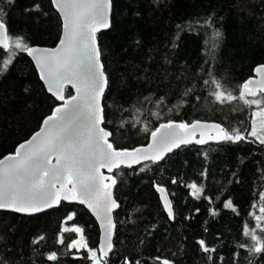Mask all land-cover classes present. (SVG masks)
Instances as JSON below:
<instances>
[{
    "label": "trees",
    "instance_id": "16d2710c",
    "mask_svg": "<svg viewBox=\"0 0 264 264\" xmlns=\"http://www.w3.org/2000/svg\"><path fill=\"white\" fill-rule=\"evenodd\" d=\"M0 8L11 35L29 45L56 44L60 19L50 0H0ZM110 21L97 33V44L107 78L102 125L114 148L146 144L157 125L169 120L214 121L240 129L245 139L189 144L159 162L114 170L118 207L107 264H264V253L238 247L252 243L243 228H254L252 214L261 215L264 145L248 135L251 107L238 100L220 104L210 95L215 77L238 96L253 68L264 63V0H112ZM215 30L221 37L213 38ZM4 58L0 49V62ZM56 105L26 53L17 52L0 72V158ZM193 183L203 186L200 198L188 187ZM157 185L166 189L174 218L165 212ZM228 200L236 211L223 207ZM74 227L96 250L97 224L80 204L60 203L32 215L0 211V264H91L86 249L67 247L79 233L64 232L58 242L63 228ZM200 240L215 251H202ZM52 252L55 261L47 258Z\"/></svg>",
    "mask_w": 264,
    "mask_h": 264
},
{
    "label": "snow or ice",
    "instance_id": "6c2138e0",
    "mask_svg": "<svg viewBox=\"0 0 264 264\" xmlns=\"http://www.w3.org/2000/svg\"><path fill=\"white\" fill-rule=\"evenodd\" d=\"M52 4L63 19V35L58 46L52 49L32 47L23 36L11 35L3 9L0 8V49L5 51V58L0 62V72L7 69L17 52H26L35 61L48 91L62 101L44 120L39 132L20 144L14 154L0 159V210L34 214L59 205L61 200L79 201L87 205L100 220L103 229L100 257L97 256V250L88 247L80 227L63 228L58 242L63 243L64 232L79 233V239L72 240L67 247L77 250L84 248L93 264H107L106 258L113 247L112 235L115 228L111 213L118 205L111 191L116 180L105 176L101 169L112 172L121 165L132 167L142 161L157 162L174 149L193 142H239L245 136L238 128L229 130L219 124H203L200 121L188 124L169 120L152 131V143L147 148L116 150L108 139L111 133L101 127L104 123L101 98L107 86V78L100 62L101 53L97 44V33L111 26L112 0H52ZM35 9L39 10V5ZM206 23L210 24L211 21ZM221 35L219 30L213 32L214 39ZM255 72L258 78L246 80L240 86L238 96L213 77L211 83L214 91L210 95L214 97V102L220 104L238 100L248 107L255 105L258 110L254 116L259 118V124L254 119L248 135L264 145V65H259ZM208 83L209 81H205V84ZM69 84L75 89V95L66 98L65 86ZM208 129L215 130L216 134L209 132L205 139V130ZM197 132L199 139L196 138ZM147 167L145 164L141 171ZM108 180L111 183L105 182ZM173 183L176 181L173 180ZM188 187L193 190L192 195L196 198H200L204 191L202 185L198 187L195 183ZM157 190L162 194L161 199L168 216L174 218L166 189L157 185ZM260 201L261 215L252 214L256 220L255 227L250 229L245 224L243 228V235L252 243L238 245L239 248L247 247L250 254L264 253V193H260ZM223 207L236 211L231 200L226 201ZM217 214L215 211L211 212L213 216ZM72 218L69 216L68 220ZM43 239L40 236L34 243ZM198 243L206 253L215 251L204 240ZM47 258L55 261L57 254L52 252ZM163 264L170 262L164 260Z\"/></svg>",
    "mask_w": 264,
    "mask_h": 264
},
{
    "label": "water",
    "instance_id": "95a60500",
    "mask_svg": "<svg viewBox=\"0 0 264 264\" xmlns=\"http://www.w3.org/2000/svg\"><path fill=\"white\" fill-rule=\"evenodd\" d=\"M50 2H51V5H52L53 9H54L55 12L58 14L59 19H60V35H59V38H58L56 44H55L54 46H52V47L39 46V45H30V46H32V47H38V48H42V49H44V48H47V49L56 48V47L58 46V44H59V41H60L62 35H63V19H62L61 15H60L59 11H58V10L54 7V5L52 4V0H50ZM110 15H111V13H110ZM107 29H108V28H107ZM105 30H106V29H102L100 32L105 31ZM98 33H99V32H98ZM25 53H26V52H25ZM26 56H27V57L29 58V60L31 61V63H32V65H33V67H34V69H35V71H36V74H37V76H38V79H39L40 82L42 83V85H43L45 91L57 101V105L51 110V112H50L47 116H45V117L41 120V122H40V124H39V127H38V129H37L36 131H34V132H33V133H32L27 139H25V140H23L22 142H20L19 144H17L16 147L14 148L13 152L8 153V154L2 156L0 159H3L4 157H6V156H8V155H10V154H14L16 148H17L20 144L25 143L26 141H28L29 139H31L32 136L35 135V133L39 132L40 129L43 127V122H44V120H45L48 116H50V115L52 114L53 110H54L56 107H58L60 104H62V101L58 100V99L56 98V96L53 95V93H51V92L48 91V88H47L46 83L44 82V80H42V79L40 78L39 70H38V68H37V66H36V63H35V61L33 60V58H32L31 56H29L27 53H26ZM100 62H101V61H100ZM259 65H264V63L256 65V66L253 68L252 75H251L250 77L246 78V79L242 82V84H243L246 80H248V79H250V78H258V75H257V73L255 72V69H256ZM242 84H241V85H242ZM65 88H69V89L71 90V95H75V89H74L70 84H69V85H66ZM105 88H106V87H105ZM104 91H105V90H104ZM67 97H68V96H67ZM67 97H66V98H67ZM101 102H102V98H101ZM101 105H102V104H101ZM172 121H173V120H172ZM195 121H200V122L203 123V124H219V123L214 122V121H203V120H195ZM167 122H168V121H167ZM167 122H161V123H167ZM175 122H176V123H180L179 121H175ZM192 122H194V121H192ZM192 122H191V123H192ZM161 123H160V124H161ZM191 123H188V124H191ZM160 124H158L156 128H158ZM219 125H220V124H219ZM221 126H222V125H221ZM101 127H103V125H101ZM103 128H104V127H103ZM105 130L108 131L106 128H105ZM154 131H155V130H154ZM108 132H109V131H108ZM205 132H206L205 139H207V133H209V132H210L212 135H215V134H216V133H215V130H211V129L205 130ZM109 138H110V136H109ZM109 138H108V139H109ZM196 138H197V139L200 138V136H199V132H197ZM109 142L111 143L110 140H109ZM217 142H220V141H216V140H209V141H208V143H217ZM151 143H152V137H151V134H150V135H149L148 142H147L146 144H144V145L136 146V147H133V148H115V149L118 150V151L125 150V149H126V150H129V151H132L133 149H136V148H147L148 145L151 144ZM208 143H206V144H208ZM192 144H195V145H197V146H203V145H205V144H196V143H194V142H193ZM174 150H175V149H174ZM170 153H171V152H170ZM167 154H169V153H167ZM167 154H166V155H167ZM166 155H165V156H166ZM165 156H164V157H165ZM160 161H161V160H160ZM145 162H151V161H142L140 164H133L132 167H136V166L141 165V164H143V163H145ZM157 162H159V161H157ZM53 163H55V158H53ZM121 166H126V165H121ZM121 166H120V167H121ZM116 169H118V168H114V169L112 170V172H113L114 170H116ZM101 172H103V174H104L105 176H110V177H112L113 179H115L114 176H113V174H112V172H109L107 169H101ZM105 182H106V183H111V180H108V181H105ZM113 187H114V185L112 186V189H111V191H112V197H113ZM156 191H157V193H158V196H159L160 202H161V204H162V206H163L165 212L167 213V210H166L165 207H164V201L161 199V195H162V194L157 190V187H156ZM167 198H168V196H167ZM113 199H114V197H113ZM114 200H115V199H114ZM60 203H65V204H80V205H82V206H83V207L89 212V214L93 217V219L95 220V222H96V224H97L98 231H99V238H98V243H97L96 250H97L98 256L100 257V255H101V253H100V251H99V249H100V243H101L102 236H103V234H104V233H103V229H102V227H101V222H100V220L97 219L96 215L91 211V209H89V208L87 207V205L82 204V203H80L79 201H65V200H61ZM116 203H117V202H116ZM57 206H58V205H57ZM57 206H54V207H52V208H56ZM52 208H48V209H52ZM116 208H117V207H116ZM116 208H114L113 211H112V213H111V216H112V222H113V223H114V221H113V212H114V210H115ZM48 209H45V210H48ZM45 210H43V211H45ZM0 211H6V212L16 213V212H14V211H12V210H0ZM43 211H41V212H43ZM39 213H40V212H39ZM16 214H20V215H32V214H23V213H16ZM34 214H36V213H34ZM167 214H168V213H167ZM113 231H114V230H113ZM112 236H113V235H112Z\"/></svg>",
    "mask_w": 264,
    "mask_h": 264
},
{
    "label": "rangeland",
    "instance_id": "374dc122",
    "mask_svg": "<svg viewBox=\"0 0 264 264\" xmlns=\"http://www.w3.org/2000/svg\"><path fill=\"white\" fill-rule=\"evenodd\" d=\"M249 98H251V97H249ZM251 108H252V109H251V124H250V129H249L250 132H251V130H252V122H253L254 119L257 120V124H259V118L254 116V113H255L258 109H257V107H256L255 105L251 106ZM250 132H249V133H250ZM97 254H98V253H97ZM91 264H93V262H92Z\"/></svg>",
    "mask_w": 264,
    "mask_h": 264
}]
</instances>
